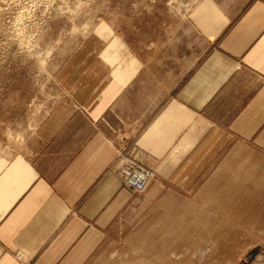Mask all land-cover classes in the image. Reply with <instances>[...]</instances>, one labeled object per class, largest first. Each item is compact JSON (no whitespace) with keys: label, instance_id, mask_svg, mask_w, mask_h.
<instances>
[{"label":"crops","instance_id":"crops-1","mask_svg":"<svg viewBox=\"0 0 264 264\" xmlns=\"http://www.w3.org/2000/svg\"><path fill=\"white\" fill-rule=\"evenodd\" d=\"M238 1L82 38L45 116L0 140V264L82 263L135 195L235 215L239 189H264V0ZM132 149L154 171L142 192L117 174Z\"/></svg>","mask_w":264,"mask_h":264},{"label":"rangeland","instance_id":"rangeland-1","mask_svg":"<svg viewBox=\"0 0 264 264\" xmlns=\"http://www.w3.org/2000/svg\"><path fill=\"white\" fill-rule=\"evenodd\" d=\"M197 1L0 0V140L35 128L58 97L55 73L98 23L122 28ZM238 194L235 215L218 205H171L167 194L156 203L135 195L80 264H264V189Z\"/></svg>","mask_w":264,"mask_h":264},{"label":"built area","instance_id":"built-area-1","mask_svg":"<svg viewBox=\"0 0 264 264\" xmlns=\"http://www.w3.org/2000/svg\"><path fill=\"white\" fill-rule=\"evenodd\" d=\"M117 174L128 189L142 192L152 180L154 171L143 164L139 150L132 149L129 152L119 153Z\"/></svg>","mask_w":264,"mask_h":264}]
</instances>
